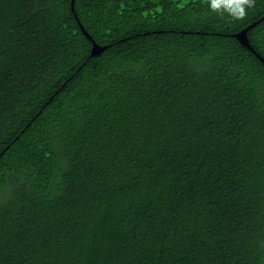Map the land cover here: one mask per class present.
Wrapping results in <instances>:
<instances>
[{
	"label": "trees",
	"instance_id": "16d2710c",
	"mask_svg": "<svg viewBox=\"0 0 264 264\" xmlns=\"http://www.w3.org/2000/svg\"><path fill=\"white\" fill-rule=\"evenodd\" d=\"M0 264H264V0H0Z\"/></svg>",
	"mask_w": 264,
	"mask_h": 264
},
{
	"label": "water",
	"instance_id": "95a60500",
	"mask_svg": "<svg viewBox=\"0 0 264 264\" xmlns=\"http://www.w3.org/2000/svg\"><path fill=\"white\" fill-rule=\"evenodd\" d=\"M73 3V0H71V4ZM72 8V7H71ZM256 22H254L253 24L247 26L246 28H243L241 29L240 31L234 33V36L237 38V40L242 44L244 45L245 47H247L248 49L250 50H253L252 47L250 46V44L248 43V39H247V36H246V31L248 29H250ZM83 33L86 34V32L83 30ZM86 36H89L86 34ZM104 47H99L97 46L96 44H94L93 42V46H92V51L95 52V51H99L98 49H102ZM260 58V57H259ZM261 59V58H260Z\"/></svg>",
	"mask_w": 264,
	"mask_h": 264
}]
</instances>
